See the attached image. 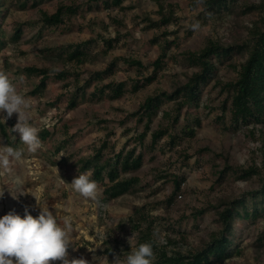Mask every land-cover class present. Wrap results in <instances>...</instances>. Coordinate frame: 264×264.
I'll return each instance as SVG.
<instances>
[{
	"label": "rangeland",
	"instance_id": "rangeland-1",
	"mask_svg": "<svg viewBox=\"0 0 264 264\" xmlns=\"http://www.w3.org/2000/svg\"><path fill=\"white\" fill-rule=\"evenodd\" d=\"M88 1L31 0L29 7L23 8L20 0H1L5 17L0 27V38L5 44L0 46V71L5 72L20 92L33 101L30 123L39 129L43 147L36 153L27 152L19 134L11 129L17 123V115L13 114L6 122L0 119V147L7 145L25 150L21 160L12 162L10 172L0 173V191H5L4 197L0 198V216L11 210L23 216L24 208L28 206L30 214L36 217L40 212L39 206H46L61 222L69 217L73 229L70 258L82 256L89 261L95 255L107 256L111 262L114 254L123 258L128 255V251L136 248V234L130 230L131 221L137 210L143 207L153 216L163 218L156 225L159 241L164 243L166 236H176L182 232L187 234L188 243L196 246L201 239H207L210 232L220 229L210 204H217L221 197H235L258 188L255 179L243 182L236 181L232 176L218 184L216 171L220 172L226 164L218 155H223L231 165L238 167H248L252 163L260 165L264 160L262 143L250 135L252 127L228 129L219 119L223 113L220 105L225 95L220 94V87L215 81L205 87L199 106L192 105L184 109L180 122L172 129L179 135L185 126L195 127L193 119L202 121V126L196 127L195 137L186 139L183 146L176 149H184L183 152L192 156L186 165L176 150L147 149L143 168L132 173L141 178V185L114 200L106 197L100 183L97 201L83 198L72 189L70 183L78 174L86 173L81 172L83 160L92 157L103 140L115 144L119 151L131 138L143 132L144 125L138 124L137 118L131 114L139 110L148 97L172 92L188 82L195 69L183 62L186 51L203 49L208 39L218 40L225 45L244 41L257 13L243 15L240 9L235 8L225 11L221 16L208 17V21L202 18L201 28L194 31L191 25L198 21L202 5L192 9L191 0H128L124 6H133L134 9L114 11L112 14L126 24V28L121 30L122 39L117 49L100 56L103 45L93 44L90 46V56L92 59L98 56L96 59L79 67L65 64L59 55L68 46L94 39L98 34L108 38L115 36L114 26L108 29L104 26L110 24L108 11L97 3L92 10H87ZM158 1L178 5L179 18L178 25L168 28L170 32H178L168 36V40H175V43L167 52L168 63L159 73L158 80L140 92L127 93L118 100H110L105 96L100 99L92 97L97 84L105 85L112 81L131 83L138 76L136 68H129L119 60L116 73L86 87V96L81 90L77 96L78 105L71 108L69 100L78 92L77 89L82 88L92 74L103 71L113 60L133 57L149 67L160 56L164 45L153 44L152 40L160 36L163 42L165 28L152 29L147 21V18L159 20ZM61 4L80 5L82 13L64 25L44 26L42 14L55 13ZM2 16L0 14V18ZM27 22L31 25L25 28L18 41H14V26ZM172 57H176L178 62ZM244 60L245 57L236 56L233 61L219 65V79L222 82L234 81L238 73L233 65ZM29 67L50 70L51 81L36 93L39 78L25 72V68ZM64 69L82 74L79 87L68 89L63 81L55 78ZM152 72L153 67H149L145 74ZM173 105V102L166 103L161 108L152 130L167 125L162 115ZM225 116L229 119V112ZM45 131L49 133L44 139L42 133ZM146 142H150V137ZM129 146L133 147L134 143L130 142ZM129 146L126 150L131 148ZM159 146L163 148V142ZM87 173L93 179L92 172ZM165 173L177 174L186 179L182 186V197H178L171 206L167 199L174 191V183L172 179H163ZM198 210H205L204 214L196 216L193 211ZM263 228L264 218L239 221L236 243L242 255L226 262L214 261V264H264V247L260 246L258 240ZM108 248L113 250L112 255L106 252ZM92 249H95L94 253L89 251Z\"/></svg>",
	"mask_w": 264,
	"mask_h": 264
},
{
	"label": "trees",
	"instance_id": "trees-1",
	"mask_svg": "<svg viewBox=\"0 0 264 264\" xmlns=\"http://www.w3.org/2000/svg\"><path fill=\"white\" fill-rule=\"evenodd\" d=\"M128 0H89L87 10H92L94 4L103 6L108 11L110 24H105V29L110 26L115 27V36L108 38L103 34H98L96 38L84 42L73 44L61 51L59 58L65 64L75 65L77 67L92 61L91 45H103L100 51V56L108 55L113 50L117 49L122 39L123 28L126 24L123 20L112 16L114 11L123 12L134 9L133 6H124ZM192 9H197L199 5L196 0H191ZM31 0H20L19 3L23 8L29 7ZM1 3V0H0ZM203 10L199 13L197 20L200 22L202 18L208 21V17L221 16L225 11L240 9L243 15L257 13L256 20L248 27V34L244 41L233 45H225L220 41L208 39L205 47L199 51H186L183 54V62L195 71L189 77L188 82L179 86L172 92H162L148 97L139 110L132 113L133 117L137 118L138 124H143V132L131 138L130 141L121 149L117 150L115 144L109 140H103L99 148L95 149L92 157L83 160L81 172H92L93 180L97 181L104 187V194L110 200H114L129 193L131 189L141 185L142 180L132 173L140 171L145 163V154L147 149L157 151L159 149L176 150L183 146L186 139H193L196 135V127L202 126V121L199 118L193 119L195 127L191 125L185 126L181 134H176L172 131L180 122L183 110L190 108L192 105L199 106L203 96L204 89L212 81L220 87V94L225 95V98L220 105L222 108V116L219 118L228 129H241L252 127L250 135L256 141L262 143L264 149V0L259 3H248L244 0H204L201 4ZM3 5L0 4V27L4 19L5 11ZM80 5H64L58 6L53 14L44 12L41 22L46 27H58L64 25L72 17L82 13ZM178 5L171 3H163L158 1V21H149V27L152 29H163L164 41L157 36L152 40L153 44H161L162 52L160 56L149 66L153 67V72L146 75L149 67L145 66L141 60L133 57H125L115 59L108 64L103 71H98L92 74L80 88L81 76L79 72L69 71L64 69L56 74L55 78L63 81L65 87L78 86V92L69 100V106L74 108L78 105V93L83 90L85 95L86 87H90L95 81L102 82L105 77H110L117 71L118 61H123L129 68L137 69V77L131 83L112 81L108 84L95 85L92 97H107L110 100H118L124 97L127 93H138L145 89L150 84H153L159 78V73L167 66V52L171 48L174 41L168 40L171 33H177L178 30L170 32L168 28L171 25H178L179 18L177 16ZM31 23L17 24L13 28L12 38L18 41L24 34V30ZM1 32V31H0ZM2 33V32H1ZM3 35V34H1ZM5 42L0 38V46ZM245 57V60L240 64H234L233 67L237 70L238 76L234 81L222 82L219 79V65H224L227 62L233 61L236 57ZM178 62L176 57H172ZM232 65V64H231ZM25 72L29 76L37 75L39 78L38 86L34 93L41 88H45L48 82L51 81L50 70L47 68L29 67L25 68ZM70 80V81H69ZM130 89V90H129ZM173 102L172 108L163 112L162 120L167 121L165 127H159L152 130L154 120L159 116L161 108L166 103ZM229 112V119L226 114ZM130 132V130H127ZM48 131L42 133L45 139ZM150 137V142L147 143V138ZM130 142L134 143L131 147ZM163 142V148L159 144ZM131 147L126 150V147ZM184 150V149H183ZM183 150H176L179 156H182L185 165L192 156L188 155ZM207 151V150H206ZM203 152H205L203 150ZM225 160L222 170L217 172V183L221 184L230 176L236 181H251L255 179L258 188L235 197H221L217 204H210V209L215 212L217 222L220 229L216 232H210L207 239H201L196 246L188 243L186 233H178L176 236H166L165 242L162 243L156 237V225L163 218L153 216L146 207L140 208L135 213L134 219L131 221L130 230L136 234V247L145 242L153 244L154 259L152 264H214L217 262H226L236 256H241L242 251L236 243L237 225L239 221L254 220L264 218V160L258 165L252 163L248 167L233 166L223 155H218V158ZM152 159V158H151ZM216 168V166H215ZM163 179H172L174 183V191L168 197V204L174 205L178 197H182L183 184L186 179L177 174L165 173ZM205 210L193 211L196 216L203 215ZM259 244L264 247V228L260 234ZM106 252L110 255L113 250L109 248ZM129 252V251H128Z\"/></svg>",
	"mask_w": 264,
	"mask_h": 264
},
{
	"label": "clouds",
	"instance_id": "clouds-1",
	"mask_svg": "<svg viewBox=\"0 0 264 264\" xmlns=\"http://www.w3.org/2000/svg\"><path fill=\"white\" fill-rule=\"evenodd\" d=\"M204 0H196L197 5ZM194 31L201 28L199 21L191 25ZM33 106L31 98L23 95L9 76L0 71V119L5 122L13 114L17 123L12 132L18 133L20 141L27 152L36 153L43 145L39 138V129L30 123V111ZM24 149L12 146L0 147V173H8L12 162L19 161ZM72 189L83 198L98 200L99 185L91 179L90 173H80L71 181ZM5 191H0V198ZM14 198V197H13ZM39 215L30 214L28 206L21 216L15 210L0 216V264H152L154 259L153 244L145 242L131 249L123 257L115 255L109 262L107 256L93 255L92 261L84 257H71L72 223L69 217L59 221L48 207H40ZM96 249V248H95ZM95 249L89 250L95 252Z\"/></svg>",
	"mask_w": 264,
	"mask_h": 264
}]
</instances>
